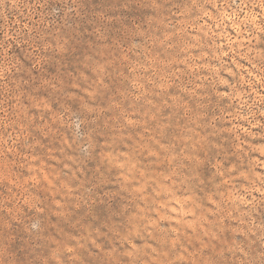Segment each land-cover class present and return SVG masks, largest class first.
<instances>
[{
  "label": "rangeland",
  "instance_id": "obj_1",
  "mask_svg": "<svg viewBox=\"0 0 264 264\" xmlns=\"http://www.w3.org/2000/svg\"><path fill=\"white\" fill-rule=\"evenodd\" d=\"M0 264H264V0H0Z\"/></svg>",
  "mask_w": 264,
  "mask_h": 264
}]
</instances>
